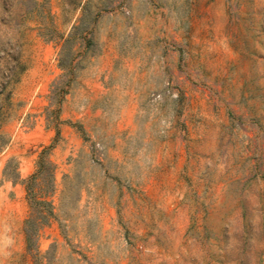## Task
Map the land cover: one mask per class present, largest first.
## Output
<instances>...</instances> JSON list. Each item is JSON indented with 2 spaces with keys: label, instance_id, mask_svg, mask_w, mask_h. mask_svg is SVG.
<instances>
[{
  "label": "rangeland",
  "instance_id": "rangeland-1",
  "mask_svg": "<svg viewBox=\"0 0 264 264\" xmlns=\"http://www.w3.org/2000/svg\"><path fill=\"white\" fill-rule=\"evenodd\" d=\"M11 71L0 264H264V0H0ZM48 145L34 258L13 182Z\"/></svg>",
  "mask_w": 264,
  "mask_h": 264
},
{
  "label": "trees",
  "instance_id": "trees-1",
  "mask_svg": "<svg viewBox=\"0 0 264 264\" xmlns=\"http://www.w3.org/2000/svg\"><path fill=\"white\" fill-rule=\"evenodd\" d=\"M77 30V27L75 28ZM74 34L69 35L66 39H63V36L60 39L64 40L62 45V51L60 53V66L61 69L66 72H73L75 63H72L74 58V53L72 49L68 48L69 44L74 40ZM87 38V35L85 39ZM69 53L71 56L68 58L65 57V54ZM70 63H66L68 59ZM18 68V67H17ZM19 70L23 71L22 68ZM14 72V77L7 78L1 83V92L0 96H3V102L0 104V127L2 123L10 116L6 115V111H3V104L12 105L11 102V92L6 93V89L9 85L18 83L19 78L18 74L20 71H11ZM17 75V78H16ZM6 93V94H5ZM1 139V136H0ZM54 149L53 145L43 146L40 153L38 154L37 160L35 162L34 171L25 179H20L19 173L16 171V181L13 183L16 184L18 180L25 187L26 200L29 207V214L24 221V234L26 239L27 251L30 254H34L36 258L37 244L36 241L40 236L41 230L48 226L52 219L55 217V207L51 201V197L55 192V170L56 165L52 160V151ZM69 189V185L65 186V192Z\"/></svg>",
  "mask_w": 264,
  "mask_h": 264
}]
</instances>
